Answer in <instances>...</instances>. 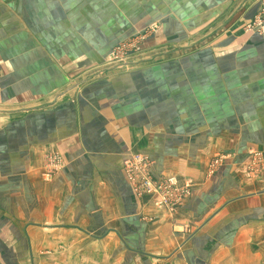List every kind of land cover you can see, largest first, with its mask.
Returning <instances> with one entry per match:
<instances>
[{"label": "crops", "instance_id": "obj_1", "mask_svg": "<svg viewBox=\"0 0 264 264\" xmlns=\"http://www.w3.org/2000/svg\"><path fill=\"white\" fill-rule=\"evenodd\" d=\"M150 4L0 0V264H264V170L245 172L248 145L264 162V33L243 31L264 0ZM226 11L200 52L90 72L148 23L183 41ZM53 153L64 165L45 180ZM133 154L194 178L174 213L134 195Z\"/></svg>", "mask_w": 264, "mask_h": 264}, {"label": "rangeland", "instance_id": "obj_2", "mask_svg": "<svg viewBox=\"0 0 264 264\" xmlns=\"http://www.w3.org/2000/svg\"><path fill=\"white\" fill-rule=\"evenodd\" d=\"M243 1L248 2V0H243ZM147 2L149 6H152V4L150 3H153V0H147ZM165 2L167 4L165 6L169 9L171 0H165ZM225 14H226L225 18L224 15H221L220 17L212 19L211 22L207 23L206 26L204 25L196 29H193L192 33H190L191 35L188 34L189 38H186L183 41H180L179 39L182 38L180 34H179L180 37H178L177 35L171 36L170 30H163L162 24H160L158 20H155L152 23H148V25L142 27V29L133 31V33L130 36L126 37L125 39H122L118 44H116L112 48L110 53L106 56L104 63H102L100 66L96 67L95 69H91L90 72H92L94 75H104V74L108 75L112 73L114 74L117 72H121L124 69L128 70L129 66L131 69H133V67L135 66L136 67L142 66L147 68L155 67L173 61H177V59H179L184 55L200 52L206 49V47L211 46L219 38L224 36V33L227 30V28L224 27L229 22L228 21L229 19L235 17V11H231V12L226 11ZM257 19L259 18L255 16L254 18L247 20L246 24L243 27L244 30L243 29L242 30L245 33H252L253 31L247 28L252 27L253 23L256 24L258 22ZM262 21H264V18L262 19ZM193 24L197 25L194 22ZM94 71L96 74L94 73ZM89 78L92 77H87L84 79H89ZM248 146L250 147H247L246 153L247 155H249L250 160H251L252 152H257L262 156L263 153L261 152V150L263 149H257L256 144L248 145ZM51 157H55V158L52 159ZM227 159L228 157H226L224 153L222 154L220 153L212 157L208 163L207 174L213 175L221 166L224 165ZM55 160L56 162H54ZM216 160L219 161V163L217 166H214L212 169L211 166H213V163ZM250 160L248 161L245 167V172L249 176L252 174V161ZM63 165H64V161L62 157L58 155V153H53L46 156L42 167L43 179L51 180L56 173L62 170ZM49 169L53 171L51 176L47 174V171H49ZM263 170L264 167L260 168L258 166H255L254 171L256 172V174L250 177L256 178L260 176ZM163 176H175L178 177L180 180L189 181L191 183V187L193 186L194 180L192 179L194 178L189 176L187 178L186 177L187 175L184 176L183 174L180 175V173L176 174L173 172V174L170 173V174H165ZM192 190L193 187L191 188V193Z\"/></svg>", "mask_w": 264, "mask_h": 264}, {"label": "built area", "instance_id": "obj_3", "mask_svg": "<svg viewBox=\"0 0 264 264\" xmlns=\"http://www.w3.org/2000/svg\"><path fill=\"white\" fill-rule=\"evenodd\" d=\"M247 29L258 34L264 33V22L259 19L256 24L253 23V26ZM51 158L54 159L55 157ZM250 161H252V174L250 173V176H254L256 174L254 171L255 166L264 167L263 158L261 154L252 152ZM218 163L219 161L216 160L211 168L213 169ZM153 165L154 162L148 157L134 154L124 163L123 172L125 178L134 195L137 197L146 196L153 198L155 207L169 213H174L182 202L190 196L191 183L180 180L175 176L155 177L152 174ZM52 173L51 169L47 171V174L50 176Z\"/></svg>", "mask_w": 264, "mask_h": 264}]
</instances>
